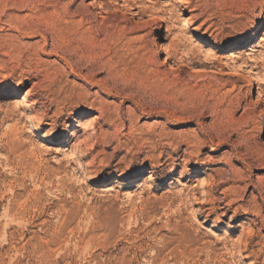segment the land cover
Instances as JSON below:
<instances>
[{"label":"rangeland","instance_id":"1","mask_svg":"<svg viewBox=\"0 0 264 264\" xmlns=\"http://www.w3.org/2000/svg\"><path fill=\"white\" fill-rule=\"evenodd\" d=\"M0 264H264V0H0Z\"/></svg>","mask_w":264,"mask_h":264},{"label":"bare ground","instance_id":"2","mask_svg":"<svg viewBox=\"0 0 264 264\" xmlns=\"http://www.w3.org/2000/svg\"><path fill=\"white\" fill-rule=\"evenodd\" d=\"M245 39H247V40H245ZM245 39L243 40L242 43L248 41V40L250 39V37H249V36H246ZM239 43H240V42H239ZM161 51H162V46L159 45V44H157V46H156V52H155V53H156V54H159ZM118 52H119V51H118ZM118 52H117V53H118ZM130 62H131V63H138V59L136 58L135 55L132 56V57L130 58ZM82 121H86V118H84V120H80V122H82ZM230 146H231V145H230ZM234 193H235V192H234Z\"/></svg>","mask_w":264,"mask_h":264}]
</instances>
